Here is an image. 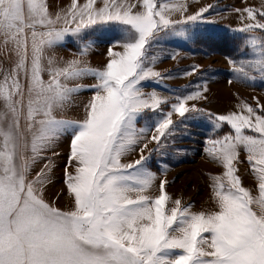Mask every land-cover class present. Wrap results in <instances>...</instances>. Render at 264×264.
I'll list each match as a JSON object with an SVG mask.
<instances>
[{"label": "snow or ice", "instance_id": "1", "mask_svg": "<svg viewBox=\"0 0 264 264\" xmlns=\"http://www.w3.org/2000/svg\"><path fill=\"white\" fill-rule=\"evenodd\" d=\"M211 7L172 19L171 13L187 11L182 0H72L55 14L48 0H0V50L15 56L0 71V101L11 114L0 126V264H264V104L258 99L255 107L244 102L239 111L215 117L214 129L228 125L230 131L206 141L208 156L224 169L211 177L213 210L193 211L190 204L173 201L166 179H160L158 195L150 194L158 179L151 152L177 135L173 115L182 122L188 113L201 111L190 101L207 99L204 85L176 95L174 102L155 90L144 92L142 82L164 79L151 50L162 32L186 35L179 26L202 20ZM242 12L250 22L235 31L249 34L243 44L252 58L231 61L232 72L242 81L256 80L252 73L264 80V9ZM104 25H116L123 42L121 51L108 49L102 68L46 55L71 36L79 55L86 56L95 43L87 31ZM195 71L194 66L187 74ZM85 77L96 83H71ZM83 90L94 93L84 118L58 116ZM145 111L160 118L137 127ZM66 133H71L64 173L71 210L43 197L51 157L29 179L35 163L45 159L42 154ZM151 142L157 148L145 155ZM138 146L139 158L123 162ZM242 149L256 194L238 174Z\"/></svg>", "mask_w": 264, "mask_h": 264}, {"label": "rangeland", "instance_id": "2", "mask_svg": "<svg viewBox=\"0 0 264 264\" xmlns=\"http://www.w3.org/2000/svg\"><path fill=\"white\" fill-rule=\"evenodd\" d=\"M84 2L85 0H79L81 4ZM161 2L176 3L180 0H158V3ZM182 2L187 5V11L184 14L188 15L197 12L200 8L207 7L210 0H189V2L182 0ZM71 3L72 0H48L49 10L53 14L67 10ZM210 5L212 7L209 11L215 10L216 8H213L215 5L217 7L222 6L226 12L231 14L229 16L230 23L237 24L241 21L238 9L241 12L246 7L264 9V0H215ZM180 14V12H173L171 18L177 19ZM222 14L215 15L217 21H223ZM205 16L204 13L203 19ZM226 20L229 21L228 17ZM248 22L250 21L247 20ZM180 29L186 35L162 32L164 36H168V40L170 38L176 40V45L170 41L166 42L165 38L160 37L159 42L154 44L151 50L158 57V62L154 66L155 70L161 72V75L172 83L169 82L166 86V83L162 82L163 79L159 81L153 79L142 82L141 87L146 93L154 91L155 88H167L168 95L163 97H169L174 102L176 95H187L204 85L207 91L203 94L207 99L190 101V104H196L201 111L188 113L182 122L178 114L173 115L172 119L178 122L177 135L166 141L164 146L157 151L151 152L150 167L153 172H156L158 179L150 194L158 195L160 179H166L168 181L166 191L173 201L180 199L182 204H190L193 211L213 210L215 202L211 177L220 175L224 169L208 156L206 141L230 131L228 125L214 129L215 117L220 114L239 111L238 106L244 102L251 103L255 107L258 99L260 104H264V80L260 79L258 74L252 73L257 75L256 80L242 81L235 78L232 72L231 61L252 58L249 55L250 48L243 44L249 34L236 33V31L222 33L219 29L216 31L217 34L209 33L205 30L208 29L206 25L203 23L199 25L198 21L183 24ZM190 37L191 41H189ZM86 38L95 42L86 56L79 55L80 47L76 38L71 36L67 37L62 44L48 50L46 55H53L58 61L79 58L91 67L102 68L108 59L110 47L115 46V50H122L120 47V43L123 42L122 34L116 25L96 26L94 29H89ZM219 38L222 39V42L225 40L228 42V52L219 51L213 47L212 39ZM173 55H175L174 59L171 58ZM14 59V54L0 50V71L9 68ZM194 66L196 71L190 75L187 74L192 72ZM44 79H48L47 72L44 73ZM71 83L92 85L96 81L94 78L85 77ZM93 94L91 90L81 91L74 97V105L67 111L58 113V116L82 120L85 116V105ZM162 109L165 112L170 110L168 105H162ZM0 116L3 117L0 119V126H6L11 120V114L6 112L2 101H0ZM159 118V113L145 111L138 118L137 127H144L146 123L150 124ZM23 127L24 120L21 119V128L23 129ZM150 135L151 133H149ZM70 143L71 133L60 136L54 147L42 154L45 159L35 163L29 176V179L35 177L36 173L49 163L47 158H52L51 178L43 187V197L47 202L62 210H71L73 207V198L67 190L64 178L65 166L70 154ZM156 148L157 145L154 142L149 143L145 155ZM246 157L247 153L242 149L239 156L238 174L243 181V186L256 194L257 182ZM138 158L139 146L135 151L123 157L122 160L123 162H130ZM164 165H167V169L163 168ZM169 170L175 172L173 177L167 175L166 171ZM68 171L73 172V167L69 166ZM169 206H172L171 202Z\"/></svg>", "mask_w": 264, "mask_h": 264}, {"label": "crops", "instance_id": "3", "mask_svg": "<svg viewBox=\"0 0 264 264\" xmlns=\"http://www.w3.org/2000/svg\"><path fill=\"white\" fill-rule=\"evenodd\" d=\"M187 2H189V0H186ZM199 1V0H198ZM213 1H215V0H210V2L208 3V5L207 6H209ZM191 2V1H190ZM216 3V2H215ZM213 8H216L215 10H213V11H209V12H206L205 14H206V16L204 17L205 19H202V20H200V21H198V24L200 25L201 23H203V24H205L206 25V27L208 28V29H205L206 30V32H214V33H216L217 34V30L219 29L220 30V32H222V33H231L232 31H235V30H237V29H240V28H242L243 27V25L245 24V23H247V20H245L244 19V17L246 16V13H243V12H241L240 11V19H241V21L239 22V23H237V24H231L230 23V20H229V16L231 15L230 14V12H226L225 10H224V8L222 7V6H218L217 7V5H215ZM195 12H193V13H191V14H188V15H192V14H194ZM218 13H223L222 15H223V21H217L216 20V17H215V15H217ZM188 15H186V14H180L179 15V17H177V19H179V18H183L184 16H188ZM228 17V20L229 21H227L226 20V18ZM182 25L183 24H181L180 26H179V28H181L182 27ZM204 31V30H203ZM239 31H236V33H238ZM160 37L161 38H165L166 39V42L167 41H170V42H172V44L173 45H176V40H173L172 38H170L169 40H168V36H164L162 33L160 34ZM189 41H191V37H190V40ZM183 43V42H182ZM181 45V44H180ZM165 65H167V64H165ZM164 65V66H165ZM162 82H165L166 84V86H167V84L169 83V82H171V81H169V80H167V79H163V81ZM172 83V82H171ZM155 90L159 93V95L160 96H164V95H168V93L166 92V90H167V88H155ZM166 173H167V175H169V176H172L173 177V175H174V173L173 172H170V170L169 171H166Z\"/></svg>", "mask_w": 264, "mask_h": 264}, {"label": "trees", "instance_id": "4", "mask_svg": "<svg viewBox=\"0 0 264 264\" xmlns=\"http://www.w3.org/2000/svg\"><path fill=\"white\" fill-rule=\"evenodd\" d=\"M212 43H213V47H215L217 50L219 51H229V46H228V42L225 40L222 42V39H212Z\"/></svg>", "mask_w": 264, "mask_h": 264}, {"label": "bare ground", "instance_id": "5", "mask_svg": "<svg viewBox=\"0 0 264 264\" xmlns=\"http://www.w3.org/2000/svg\"><path fill=\"white\" fill-rule=\"evenodd\" d=\"M201 200H203V199H201ZM206 203V202H205ZM208 203V202H207Z\"/></svg>", "mask_w": 264, "mask_h": 264}]
</instances>
